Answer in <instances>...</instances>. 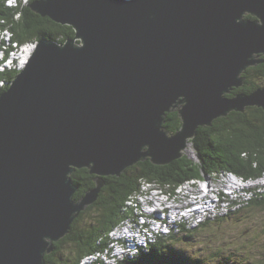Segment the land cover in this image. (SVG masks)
<instances>
[{"label":"water","instance_id":"1","mask_svg":"<svg viewBox=\"0 0 264 264\" xmlns=\"http://www.w3.org/2000/svg\"><path fill=\"white\" fill-rule=\"evenodd\" d=\"M31 11L75 38L39 42L0 93V264H46L93 205L103 178L182 158L202 127L249 107L264 87V0H38ZM251 16L255 20L246 18ZM177 111L181 128H164ZM96 187L79 201L72 175Z\"/></svg>","mask_w":264,"mask_h":264},{"label":"trees","instance_id":"2","mask_svg":"<svg viewBox=\"0 0 264 264\" xmlns=\"http://www.w3.org/2000/svg\"><path fill=\"white\" fill-rule=\"evenodd\" d=\"M11 1L15 8L7 6V0H0V29L9 30L14 41L29 45L32 40L37 39L63 43L75 38L72 27L60 25L50 18H43L31 11L30 4L28 6L29 0ZM16 12H19L21 17L16 18ZM246 18L255 20L251 16ZM19 72V70L4 71L0 75L5 79V86L3 85L2 89L10 88V80ZM253 72L259 74L258 81H264V68L260 66V69H250L246 73L249 82L235 89L237 91L234 95L241 91L250 94L264 87L256 86L257 82L250 84L254 77ZM166 120L164 128L171 134L176 133L182 126L177 111L169 113ZM191 142L198 156V162L190 158L187 152L182 158L167 165H154L147 160L130 167L120 177L103 178L105 186L98 199L75 220L70 233L54 244L53 253L45 257L46 264H86L88 261H93H87L88 258L97 259V255L107 248L105 246L107 240L108 242L113 240L111 233L117 226L127 219L135 222L139 218L135 207L129 202L141 191L144 182L154 183L165 188L166 192L176 194L177 188L185 182L201 180L207 175L234 172L246 180H251L258 179L264 174V111L260 108L249 107L244 113L233 112L228 117L217 119L211 127L199 128L195 139ZM72 179L79 187L74 197L76 201L96 187V176L87 169L76 170ZM250 193L252 196L246 204L247 207L239 211V214L252 208L264 209V187L252 189ZM238 213L233 212L229 217H237ZM228 218L219 217L209 220L198 231L189 230L186 233L182 232L181 235L184 239L191 240L203 227L224 222ZM176 240L179 239L170 237L151 241L146 247L137 250V254L132 255L127 251L119 262L114 264H208L201 259H191L175 246ZM230 259L234 260L233 264H248L241 259ZM93 264L110 263L98 261Z\"/></svg>","mask_w":264,"mask_h":264},{"label":"bare ground","instance_id":"3","mask_svg":"<svg viewBox=\"0 0 264 264\" xmlns=\"http://www.w3.org/2000/svg\"><path fill=\"white\" fill-rule=\"evenodd\" d=\"M0 36H1L0 43H3V41H9L6 42L7 45L11 44L12 34L10 33L9 30H0ZM57 43L58 45H62V43L59 42ZM28 46L30 47V44L26 46L19 45L18 49H21L22 47L27 49ZM6 48L7 47L4 46V49ZM9 89L10 88H7V90ZM254 182H259V184L253 187L248 186V194H246V204L248 203V201L252 196L250 193L252 189H258L259 187L260 188L264 187V184L261 185L264 182V174L262 175V177L258 179H251V180H246L243 177H240L230 172L229 173L221 172L216 175H207L205 176L204 179L201 180H191L185 182L183 185L177 188L176 194H172V192L168 193L164 190L165 188H162L154 183L144 182L142 183V187H141V191L143 193H141L140 191L138 194L132 197V199L129 202L130 205H133L135 207V211L137 212L139 218L135 222L127 219V221H125L122 225L117 226L112 231L111 237L113 239L117 238L118 236L119 238H124L126 247L131 248V250H133L128 252L132 253L133 255V253H136L137 250H139L141 247H146L148 243L151 242L150 237L148 238V241H142V234H145L146 227L150 226V225L146 226V223L149 222L150 217H152V213H157L164 210L180 209L183 208V206L191 203H195L196 201V204L193 205V211H196L197 208L200 207L201 205L204 206L200 208L199 211L201 214H205L206 221L202 222L201 224L202 226L204 223H206L209 220H214L219 217L226 218L233 213L232 209L225 211L224 207H227L226 202H231L233 206L235 205L236 203L235 193L232 195V197H226L227 195H225L224 193L223 196H225L226 199L228 200H222V201H218V200L214 201L215 198L213 196H218L220 192L229 191L228 188L232 187L233 184L242 183L244 185H251ZM182 187L187 188L186 189L187 193L184 196H182V198H180L178 197L181 194L179 190ZM140 193L141 195H139ZM209 197H212V199ZM207 202H209L208 203L209 205H205L207 204ZM211 205H212V212L210 207ZM158 217H160V214H158ZM186 225L190 226L189 223H186ZM158 226H166V219H158ZM150 231L155 232L156 227H151ZM169 231H180V223L169 222ZM116 252L117 251L115 250L112 252V254H116ZM88 260H94V258L93 257L92 259L88 258L87 261ZM107 262L109 263V261Z\"/></svg>","mask_w":264,"mask_h":264},{"label":"rangeland","instance_id":"4","mask_svg":"<svg viewBox=\"0 0 264 264\" xmlns=\"http://www.w3.org/2000/svg\"><path fill=\"white\" fill-rule=\"evenodd\" d=\"M27 51H30V48H27ZM257 83L256 86H264V81H257ZM188 152L190 158L199 161L192 146L188 148ZM257 184L259 182H254L249 187ZM263 184L264 182L261 185ZM166 186L169 185L166 184ZM186 189L182 187L178 197L182 198L187 193ZM237 198L240 199L239 196ZM216 200L228 199L216 197ZM235 217L232 216L224 222L204 227L191 240L184 239L181 234H174L172 237L179 239L176 240L175 246L191 259H201L208 264H233L234 260L230 258L241 259L248 264H264V209L252 208ZM185 226L190 229V226L186 224ZM186 227L182 228L183 233L189 231Z\"/></svg>","mask_w":264,"mask_h":264},{"label":"built area","instance_id":"5","mask_svg":"<svg viewBox=\"0 0 264 264\" xmlns=\"http://www.w3.org/2000/svg\"><path fill=\"white\" fill-rule=\"evenodd\" d=\"M9 5L13 7V1H9ZM9 42V41H6ZM2 43H0L1 46ZM1 49V48H0ZM248 186L250 185H244L242 183H236L233 184L232 187L228 188L229 191L226 192H220L218 196H213L216 200V197L226 198V197H232V195L235 193V199L236 203L233 206L231 202H226L227 207L225 208V211H228L229 209H232L233 212L237 213L241 210H243L246 206V194H248ZM227 195L226 197L223 196V194ZM240 197L238 199L237 197ZM212 199V197H209ZM206 198V199H209ZM206 202V201H205ZM209 202L205 205H209ZM195 203H191L188 205L183 206V208L175 209V210H164L157 213H152V217H150L149 222L146 223L147 225H150L146 227L145 234H142V241H148V238L150 237V241H158L159 237L161 238H169L172 235H180L182 233V228L186 227L185 224H190V229L188 230H197L199 226L201 227L202 222L205 220V214H201L200 208L204 206H200L197 208L196 211H193V205ZM191 206V207H190ZM196 207V206H195ZM211 212H212V205ZM158 214H160V217H158ZM193 215V216H191ZM158 219H166V226H158ZM169 222H177L180 223V231H169ZM150 223V224H149ZM185 223V224H184ZM151 227H156V231L152 232L150 231ZM158 228H163L162 230ZM147 237V238H146ZM121 242V244H118V242ZM117 251L116 254H112L113 251ZM127 251H133L131 248H127L124 238H114L113 240H110L108 243L107 248L104 250V252L99 253L97 255V259H94L93 261H88L86 264H93L94 262L98 261H109V263H118L119 259L122 257V255H125Z\"/></svg>","mask_w":264,"mask_h":264},{"label":"clouds","instance_id":"6","mask_svg":"<svg viewBox=\"0 0 264 264\" xmlns=\"http://www.w3.org/2000/svg\"><path fill=\"white\" fill-rule=\"evenodd\" d=\"M9 1L10 0H7V4L6 5L11 7V8H15V7H12V6L9 5ZM22 2H23V0H22ZM32 2H33L32 0H29L28 6H29V4L31 5ZM23 6H25V5H23ZM15 17L16 18L21 17V14L19 12H16L15 13ZM39 42H41V41H39L38 39L37 40H32V42L30 44V47H29L30 51H27V49H25L24 47H22L21 49H18L19 45L25 46L27 43L26 44H20V42L13 40V36H12V41H11L10 45H7L6 41H3V43L0 46V48H1V50H0V75L3 73L4 67L6 68V67H9V66L11 67L9 70H11V71L19 70L20 71L19 73H21V71L24 69V67L27 65V63L29 62L30 58L34 54ZM4 46H6L7 48L4 49ZM15 77L13 78V80L15 79ZM2 85L5 86V82H4V78L0 77V93H1V91H3L5 89V87L2 89ZM190 146H192V142H189L188 148ZM188 148H187L185 153L188 152ZM227 171H229V170H227ZM236 175H238V174H236ZM238 176H240V175H238ZM237 213H235V214H237ZM228 217H226V218H228ZM207 225H208V223H207ZM198 230L199 229H197V231ZM159 239H161V238H159ZM164 239H168V238H164Z\"/></svg>","mask_w":264,"mask_h":264},{"label":"flooded vegetation","instance_id":"7","mask_svg":"<svg viewBox=\"0 0 264 264\" xmlns=\"http://www.w3.org/2000/svg\"><path fill=\"white\" fill-rule=\"evenodd\" d=\"M260 58L261 59H264V55H260ZM260 66H261V68H264V63L263 64H260V65H258V66H255V67H252V68H249L244 74H243V77L245 78V85L247 84V81H248V79H247V75H246V73L251 69V70H256V69H260ZM254 73V77H253V80H252V82H250V84H252V83H256L258 80H259V74L257 73V72H253ZM249 82V81H248ZM244 85V86H245ZM237 90H234L233 92H232V94H231V96L230 97H234L235 95V92H236ZM239 93H242V91L241 92H237V94H239Z\"/></svg>","mask_w":264,"mask_h":264}]
</instances>
